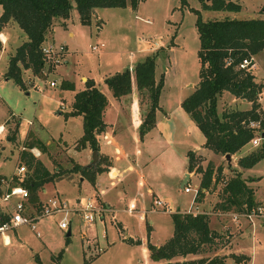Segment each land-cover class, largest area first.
<instances>
[{
  "label": "rangeland",
  "instance_id": "rangeland-1",
  "mask_svg": "<svg viewBox=\"0 0 264 264\" xmlns=\"http://www.w3.org/2000/svg\"><path fill=\"white\" fill-rule=\"evenodd\" d=\"M180 1L144 0L140 1L134 10L128 5L125 8H95L89 25H81L76 10L72 8L66 23L67 27L60 26V21L55 20L52 25H56L52 39L51 33L47 39L55 44L64 45L65 56L56 67L43 71L36 77L32 76L29 70L23 69L22 78L26 90L2 76L7 69L6 57L12 55L14 48L26 38L22 30L15 25L16 30L12 31V39L9 42L7 40L0 47V125L8 119L3 129L0 127L2 178L12 175L17 165H25L20 158L21 150H26L27 142L39 138L45 143L46 150L44 152L35 150L38 155L34 154L35 151L33 153L29 150V152L40 159L50 172H53L56 166L64 172L55 181L42 186L41 189L45 192H38L39 199L55 196L72 204L77 197L93 195L94 189L91 183L80 171L74 173L67 171L75 164L88 165L92 152L90 149L76 147L77 139L82 135V119L77 115H65L71 109L72 92L60 88L61 80L72 83L74 81L77 88L82 87L87 77H93L98 88L108 98L102 113L104 130L116 136L120 145L128 152V161L133 163L135 153L129 141L133 135L138 136L136 128H139L147 111V96H140L133 89L127 96L116 99L111 96L101 78L130 69L136 62L142 61L145 55L151 54H156L155 78L158 79L161 74L164 78L158 104L165 113L164 115L160 110L156 111V124L153 127L176 126L174 144L176 155L171 162H166L165 158L159 156L149 161L142 169L149 177L148 183L156 187L162 183L160 177L163 168L171 167L176 172L172 175V180L168 179L165 185L171 196V202L168 203L173 211L171 208L168 212L164 211L153 203L152 209L145 214L132 211L131 208H145L148 204V196L143 195L145 189L135 190L132 186L128 189L129 195L135 197L136 201L128 207L131 209L128 212H118L119 218L125 224L122 230L111 216L96 219L91 227L74 218L70 236L65 243L66 230L56 226V218L43 217L35 225L39 237H36L31 228L25 224L5 231L4 236L0 235V264H38L35 258L42 264H153L148 260L144 244L125 243L121 237L127 233L130 237L145 242L148 238L146 228L151 225L148 221L152 219L155 230L150 235L149 241L162 242L172 232L170 214L176 211L186 213L187 209L205 214L210 229L217 234L214 243L205 245L201 253L192 257L217 255L224 257L227 264H236L230 258L231 254L250 256L252 253L253 262L251 260L250 263V257L247 256L249 259L240 264H264V157L252 168L246 169L236 165L240 156L257 149L261 143L257 147H252L249 143L245 144L239 152L230 155L229 160L223 155L212 153L211 150H202L199 154H195V164L202 169L207 162H211L214 170L218 166L222 167L218 180L208 191H203L201 202L191 203L193 190L198 187L194 185L200 180L201 173L193 171L194 175L187 182L191 188L190 192L184 193L183 188L179 186L184 178V173L183 175L181 173L184 170L183 162L186 160L185 152L187 149H201L203 141L201 132L180 107L181 100L191 93L199 80L197 77L199 63L196 58L199 40L194 22L195 15L189 8L200 10L202 20H217L225 17L264 18L262 11L264 0H236L241 7L235 12L202 10L200 0H185L186 5L181 4ZM71 3L73 5L72 0ZM13 23L10 25L13 26ZM99 43H104V47L96 52L93 51L91 45ZM255 63L250 72L254 75V81L262 85L258 94V111L263 118L261 128H264V50L255 54ZM51 80H56L55 87L49 86ZM249 106L250 103L240 98L235 99L224 91L218 98L217 112L220 113L223 107L238 109ZM16 122H19L15 134L16 140L9 141L6 135L11 133ZM101 154H98V157ZM112 170L109 179L116 174V171ZM234 170L240 171L246 184L253 189L255 209L261 208L262 213L251 220L243 216L234 218L233 211H221L216 207L223 182ZM215 178H217L216 173L213 174L212 180ZM106 183L108 184V181ZM119 190L121 189L112 190V199L116 198L115 195ZM97 200L100 202L98 198ZM7 209L8 207L0 200V212L6 213ZM233 224L242 226L234 227ZM81 231L86 233L89 245L80 236ZM5 236L8 240L5 239L7 243L3 244ZM237 243H239L238 247L233 250L242 251L247 255L229 252ZM60 250L62 253L57 259L55 256ZM86 259L88 262H85Z\"/></svg>",
  "mask_w": 264,
  "mask_h": 264
},
{
  "label": "trees",
  "instance_id": "trees-1",
  "mask_svg": "<svg viewBox=\"0 0 264 264\" xmlns=\"http://www.w3.org/2000/svg\"><path fill=\"white\" fill-rule=\"evenodd\" d=\"M0 0L2 12L0 13V30L5 23L12 21L25 35L7 59V69L3 73L4 79H10L21 89L26 90L22 78V70H29L32 76L50 69L41 52L42 43L48 39L53 30L55 20L65 27L72 8L76 10L78 22L89 25L90 18L95 8H125L130 6L133 10L138 3L144 0ZM186 5L185 0L180 1ZM202 10L210 11H239L241 5L236 0H200ZM195 15V28L199 47L196 51L199 68V80L188 96L180 102L181 109L189 115L198 131L204 137L202 146L217 155H233L255 135L254 130L246 127L249 120L260 117L258 111V94L262 85L254 81V75L246 69H241L238 64L244 58L253 57L264 50V18L240 19L222 18L217 20H202L200 10L189 8ZM156 54L145 55L132 68L114 72L103 78L112 97L118 99L127 96L136 90L140 96H147L148 107L139 125V135H143L155 124V111L159 109V94L163 87V75L155 78ZM60 88L74 90V83L61 80ZM231 94L235 99L240 98L250 103L249 108L223 107L217 112V101L222 92ZM71 109L65 115L81 116L82 135L77 139L78 149L88 148L99 150L100 133L105 128L102 113L108 103L107 97L100 91L95 81L85 78L83 88L74 90ZM8 120V119H7ZM5 122L2 124L5 125ZM261 124L263 122L261 121ZM19 122L7 136L9 141H15ZM26 150H21L20 158L25 164V175L20 185L29 192L28 202L36 212L40 210L41 198L38 192L44 184L53 182L64 172L56 166L50 172L40 159L29 152L35 148L41 152L46 150V145L41 139L30 140ZM264 157V141L257 149L240 156L236 165L242 168H252ZM105 156L99 155L98 161L93 165H73L68 172L80 171L82 176L93 184L97 173L105 171L100 166ZM186 168L189 172L201 173L198 188L193 201L203 196L202 189L208 191L218 180L222 167L215 170L211 162L202 168L195 164V152H186ZM217 178L213 179V174ZM2 177L0 176V179ZM1 194V191H0ZM254 191L241 177L240 171L234 170L232 175L224 182L220 192V199L216 207L224 211H251L256 207ZM173 224L172 233L165 242L159 246L146 241L149 260L158 264H227L224 257H192L202 252L205 245L214 243L217 234L209 227L205 214L179 213L170 214ZM8 219L6 213L0 212V225ZM147 235L149 228H146ZM70 236V235H69ZM69 236H66V240ZM126 242L139 243L130 238ZM62 250L55 258L59 259ZM189 255L191 257H189ZM230 258L236 264L249 259L244 255L231 254ZM36 263H39L35 258ZM86 262V261H85Z\"/></svg>",
  "mask_w": 264,
  "mask_h": 264
},
{
  "label": "crops",
  "instance_id": "crops-1",
  "mask_svg": "<svg viewBox=\"0 0 264 264\" xmlns=\"http://www.w3.org/2000/svg\"><path fill=\"white\" fill-rule=\"evenodd\" d=\"M94 11H95V9H94ZM262 11L264 12V5L262 6ZM1 12H2V9L0 6V13ZM67 21L65 22V27L63 26L64 28L67 27L66 26ZM10 23H12V21H9V22H7L1 26L2 28L0 30V36L2 39H5V42L7 40L9 42L12 39V36H11L12 31L16 30L15 24L13 23V26H14L13 27L12 25H10ZM55 27H56V25L53 26V30L51 32V39H52V35H53V31H54ZM5 42L4 43L0 42V47H2V45L5 44ZM8 57H9V55L6 57V60L8 59ZM253 57L255 60V55ZM91 78L95 81V83H97L93 77H91ZM80 79H82V77H80ZM101 79L103 81V78H101ZM99 82H101V81H99ZM73 83H74V81H73ZM74 87H75L74 90H78V89L83 88V85H82V87L77 88L76 85L74 84ZM74 90L71 91L72 95H73ZM72 95H71V98H72ZM72 99H71V102H72ZM243 109H246V108H243ZM157 110H160L162 112V114L165 115V113L162 111L161 107H159V109H157ZM261 110H262V108H261ZM156 111H155V114H156ZM156 115H155V121H156ZM2 124L0 125L1 129H3ZM175 127L176 126H170V128H169V126L152 127L149 130H147V132H145V134H143V135H139V133H138L139 128H136L138 136L133 135L132 139H130V141H129L130 142L129 144L133 147L134 153H135V157H134L135 161L133 163L128 161V159H127L128 152L125 151L124 146L122 147L120 145L121 143L119 142V140L116 138V136L114 134H109V132L106 130H103L100 133L101 134L99 137L100 138V141H99V148L100 149L97 152H98V154H101V152H102L101 155L106 157V159L100 163V166L104 167L106 169H104L105 171H103L102 173L96 174L94 182H93V184H91V186L94 189L93 192L96 194V197L100 200V202H102L103 206L107 208V211L104 213V216H111L112 218L114 217L115 222L119 226V229L122 230L123 226L125 224L119 218L118 212H128V210L132 209V211L136 212L137 214H145V213L149 212V210L152 209V206H154V205H152L153 199H160L163 203H165L166 205H168L171 208V206L168 203V202H171V196L167 192V187L165 185L167 184L166 181L168 179L172 180V175L175 174L176 170L172 169L171 167L163 168L164 170H161L162 176L160 177V180L162 183H159L158 187H156L154 184L148 183L149 177H147L146 174L143 173L144 169H142V168L144 166H146L149 161H151V160H153L159 156H162V158H165L166 162H171V159L172 160L175 159L176 150H175L174 144L176 143L175 136L177 133ZM203 140H204V137H203ZM202 143H203V141H202ZM106 146H108L109 148H107ZM84 149H88V148H84ZM35 150H37V149H35ZM188 150H190V149H187V151ZM202 150L210 151L209 149L204 148L202 146V144H201V149L197 148V149L192 150V151H194L195 154H199V152ZM186 152H185V156H186ZM186 161H187V159L183 162V164L184 163L185 164H184V170H182L181 174L183 175V173H184V178H185V173H188V177H187L184 184L182 183L184 178L180 182L179 186H181L182 188L184 187L185 184L188 185L187 182L194 175L193 171L189 172L187 170ZM112 169H114L116 171V174H115L116 176L114 178H111L112 179L111 180V179H109L108 172H112L113 171ZM107 174H108V176H106ZM105 177H107V179ZM79 180H80V178H79ZM153 180H157V179H153ZM106 181H108V184L106 183ZM198 182L194 186L198 185ZM132 186L135 188V190L137 188L145 189L146 192H144L143 195L148 196L147 207H145V208L144 207H142V208L135 207V208L128 209V207L132 206L133 203L136 201L135 197H130V195H129L128 189H130ZM115 188H119L121 190H119V193L117 195H115L116 198L112 199L111 192ZM41 190H42V192H45L44 189H41ZM100 191H102V192H100ZM201 200H202V197L197 201L201 202ZM197 201H193V202L197 203ZM175 210H177V209H175ZM171 211H173L172 208H171ZM116 216L118 217L117 218L118 220L116 219ZM170 221H171V218H170ZM148 224H151V225L150 226L148 225L149 233H148V238L146 239V241L150 242L149 241L150 235H152L153 231L155 230V227H154V224H152V219H150L148 221ZM233 226L236 227L238 225L233 224ZM241 226L239 225L238 227L241 228ZM70 233H71V229H70ZM4 238L7 240L6 236ZM126 238H130L131 241L132 240L134 241L135 239H137L139 243L144 244L145 245L144 249L146 250V254L148 257V250L146 248V243H147L146 241L145 242L143 240L141 241L140 239H138L136 237H130L129 235H127V233H124V236L121 237V240L125 243H129V242H126L124 240ZM167 239H165V240H167ZM165 240H163L162 242H154V243L151 242V243L159 246V245L163 244L165 242ZM132 243H136V242H132ZM132 243H129V244H132ZM252 244H253V242H252ZM238 245H239V243L233 245L231 247V250H229V252L240 253V254L244 253L242 251L236 252L233 250L234 248L238 247ZM245 255H247V254H245ZM247 256L250 257V263H251V260L253 262L252 253L250 256L249 255H247ZM251 257H252V259H251ZM148 260H149V258H148ZM85 261L88 262L87 259ZM150 261L153 264L159 263V262H155L153 260H150Z\"/></svg>",
  "mask_w": 264,
  "mask_h": 264
},
{
  "label": "built area",
  "instance_id": "built-area-1",
  "mask_svg": "<svg viewBox=\"0 0 264 264\" xmlns=\"http://www.w3.org/2000/svg\"><path fill=\"white\" fill-rule=\"evenodd\" d=\"M0 42L4 43L5 39H2L0 36ZM41 52L45 57L46 63H49L50 68H53L63 59L66 54L65 46L62 44H55L52 41L45 40L42 43ZM101 47H104V43H99L91 45L93 51H98ZM255 66L254 57L244 58L238 64V67L241 69H246L247 71H252ZM56 80H51L49 86L55 87ZM262 117H259L256 120H249L246 123V127L254 130L255 135L248 141L252 147H257L262 141H264V128H261ZM24 149V147H22ZM34 153L35 149H30ZM35 155H38V152L35 151ZM110 175V172H108ZM25 175V167L23 164L17 165L15 171L12 175L3 177L0 179V200L5 206L8 207L6 214L8 219L0 225V235L4 236V232L9 229H14L17 226L22 224L28 225L31 230L34 232L36 237H39V232L35 227L36 223L40 218L52 216L56 218V226L61 230L71 229V224L74 218H78L81 223L84 225L92 226L98 218H103L104 213L107 211V208L103 206L102 202L97 200L96 194L94 193L91 196L77 197L72 204H68L66 200L59 197H49L47 199H41L40 210L36 212L32 209L31 205L28 202L29 192L25 187L20 185L23 177ZM114 175L112 178H114ZM112 180V179H111ZM195 187L194 195L197 192ZM191 188L185 184L183 187L184 192H190ZM205 191L204 188L202 192ZM102 192V191H100ZM193 202V198L191 203ZM152 203L156 207L162 208L164 211H170V207L163 203L160 199H154ZM186 212L193 215L203 214L195 210L187 209ZM5 213V212H4ZM262 213L261 208H254L251 211H240L233 212L232 217L237 218L243 216L248 219L259 216ZM80 236L85 239L86 244L89 245L88 238L86 233L81 231ZM8 240V239H7ZM7 243L5 238L3 239V244Z\"/></svg>",
  "mask_w": 264,
  "mask_h": 264
},
{
  "label": "water",
  "instance_id": "water-1",
  "mask_svg": "<svg viewBox=\"0 0 264 264\" xmlns=\"http://www.w3.org/2000/svg\"><path fill=\"white\" fill-rule=\"evenodd\" d=\"M140 129H141V127H139L138 130H140ZM225 157L227 158V160H229L230 155H229V154H226ZM97 158H98V152H97V150H93V151H92L91 161H90V163H89L88 165H93V164H95ZM187 177H188V173H185V178H184V180H183V182H182L183 184L185 183ZM69 235H70V229H68V230L66 231V233H65V236H69Z\"/></svg>",
  "mask_w": 264,
  "mask_h": 264
}]
</instances>
